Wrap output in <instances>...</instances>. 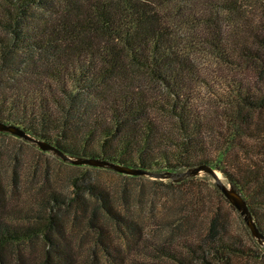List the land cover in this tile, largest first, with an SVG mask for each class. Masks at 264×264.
<instances>
[{
	"label": "trees",
	"instance_id": "1",
	"mask_svg": "<svg viewBox=\"0 0 264 264\" xmlns=\"http://www.w3.org/2000/svg\"><path fill=\"white\" fill-rule=\"evenodd\" d=\"M224 1L226 7L248 4V12L261 6L264 19V0ZM182 7V0H0V31L5 32H0V72L15 71L11 81L0 78V120L73 157L154 172L207 163L244 195L264 232V27L213 32L216 53L255 64L258 75L230 79L229 90L219 96L225 97L222 110L214 104L216 117L199 104L196 77L176 37ZM250 36L256 47L247 43ZM140 73L162 87L136 85ZM236 147L247 162L233 152ZM103 191L97 192L103 196ZM49 195L58 207L71 203ZM49 198L45 195V204ZM1 209L0 251L44 234L54 243L52 264H70L71 253L55 240L56 215L46 222L41 209L26 216L36 217L35 223H17L11 211L22 208ZM184 246L159 248L177 264H213L212 258L226 260L227 254L249 248L217 215L204 241Z\"/></svg>",
	"mask_w": 264,
	"mask_h": 264
},
{
	"label": "rangeland",
	"instance_id": "2",
	"mask_svg": "<svg viewBox=\"0 0 264 264\" xmlns=\"http://www.w3.org/2000/svg\"><path fill=\"white\" fill-rule=\"evenodd\" d=\"M224 2L182 0V18L176 26L185 61L188 59L196 77L193 83L201 94L199 104L216 117L214 104L222 110L225 97L219 96L229 90L230 79L246 76L255 80L258 75L255 64H242L237 55L229 61L216 53L211 43L213 32L227 35L233 27L244 25L246 30L259 32L264 27L261 6L253 4V9L258 8L248 12V4L238 1L226 7ZM248 38L247 43L256 47L253 36ZM14 74L9 68L0 72V78L8 82ZM133 82L145 89L162 87L159 81L141 73ZM235 151L242 161L249 160L238 147ZM188 178L171 182L168 178L139 177L109 166L73 163L36 142L0 130V212L2 207L3 212L22 208L17 213L11 211L10 217L17 223L30 224L35 223L36 217H26L28 212L29 216L37 215L43 209L46 222L56 215L55 230L60 233L54 235L55 240L71 253L70 264H177L159 247L172 245L185 250L186 242L204 241L215 215L249 248L248 253L227 254L226 260L212 258L213 264H227V260L229 264H264V245L252 234L243 214L216 185L213 176L202 171ZM101 188L105 190L103 196L97 192ZM50 193L59 197V202L71 203L58 207ZM45 195L50 197L48 204L44 203ZM53 247L54 243L44 234L14 242L0 251V264H52L56 262L50 254ZM213 256L209 254L210 258Z\"/></svg>",
	"mask_w": 264,
	"mask_h": 264
},
{
	"label": "water",
	"instance_id": "3",
	"mask_svg": "<svg viewBox=\"0 0 264 264\" xmlns=\"http://www.w3.org/2000/svg\"><path fill=\"white\" fill-rule=\"evenodd\" d=\"M0 130L12 132L16 135L22 136L27 140L38 143L43 149L53 150L65 160H69L73 163H89L94 165L101 166H109L118 171L129 173V174H137V175H149L156 178H172L175 181L183 180L189 176L196 175L202 171L211 174L215 180L216 185L221 189V191L227 196V198L240 210L243 214L248 226L252 234L257 238V240L264 245V232L258 226L254 215L249 207V204L244 197V195L231 183L227 182L222 178V175L218 171V169L207 163H201L190 167L186 170L182 171H162V172H154L150 170H146L138 167H130L118 162L110 161L107 159L95 158V157H82L77 156L73 157L67 153H65L62 149L57 147L56 145L50 143L47 140H43L35 135L30 134L26 129L14 124L8 123L6 121L0 120Z\"/></svg>",
	"mask_w": 264,
	"mask_h": 264
}]
</instances>
